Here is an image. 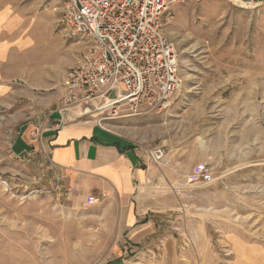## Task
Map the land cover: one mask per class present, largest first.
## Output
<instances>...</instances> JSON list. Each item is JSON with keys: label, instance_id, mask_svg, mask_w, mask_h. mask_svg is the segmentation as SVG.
<instances>
[{"label": "rangeland", "instance_id": "374dc122", "mask_svg": "<svg viewBox=\"0 0 264 264\" xmlns=\"http://www.w3.org/2000/svg\"><path fill=\"white\" fill-rule=\"evenodd\" d=\"M249 4L188 0L162 18L179 88L161 110L103 123L171 162L125 198L84 194L43 154L13 152L28 117L43 125L57 111L89 44L45 0H0V59H28L43 83L34 107L0 103V264H264V4ZM25 41L30 50L13 53ZM200 165L210 185L195 178ZM133 210L147 212L140 231Z\"/></svg>", "mask_w": 264, "mask_h": 264}, {"label": "built area", "instance_id": "2783aa9c", "mask_svg": "<svg viewBox=\"0 0 264 264\" xmlns=\"http://www.w3.org/2000/svg\"><path fill=\"white\" fill-rule=\"evenodd\" d=\"M45 1L53 5L54 13L60 14L71 39L89 44L88 51L67 73L66 92L58 113L66 116L84 110L85 117L92 105L114 95L107 114L97 119L104 127L106 120L145 116L165 107L180 86V75L162 18L171 6L188 0ZM144 159L155 166L166 165V151L162 147L147 149ZM194 175L202 178L205 185L213 181L207 165L198 166ZM57 181L60 185L59 173ZM97 202L96 197L90 196L85 207L91 208Z\"/></svg>", "mask_w": 264, "mask_h": 264}, {"label": "crops", "instance_id": "0c3cea01", "mask_svg": "<svg viewBox=\"0 0 264 264\" xmlns=\"http://www.w3.org/2000/svg\"><path fill=\"white\" fill-rule=\"evenodd\" d=\"M244 3L264 4V0H242ZM49 13L42 14V19L49 24ZM4 15L0 14V23ZM26 44L13 47L18 50H30ZM66 43V42H65ZM36 68L28 59H0V103L14 105L21 97L28 106L34 107L35 91L43 85L37 83ZM39 73L43 71H38ZM62 92H59V98ZM115 96L94 104L86 112L79 110L62 116L57 111L43 114L44 123L40 125L33 116L28 117L26 124L12 144L17 156L31 153L43 154L51 164L70 178L73 186L86 193L117 194L132 198L136 191L151 181L155 166L144 159V153L128 147L122 136L113 133L97 123L88 122V117H103L110 109ZM34 114V113H33ZM64 118V119H63ZM76 119V120H74ZM62 121L61 124H59ZM38 126V128H37ZM169 162V163H168ZM167 161V166L170 165ZM164 166V165H163ZM135 206V203H133ZM135 208V207H134ZM147 212L133 210L132 225L140 231L147 220ZM132 219V218H131ZM144 221V222H143Z\"/></svg>", "mask_w": 264, "mask_h": 264}, {"label": "bare ground", "instance_id": "6f19581e", "mask_svg": "<svg viewBox=\"0 0 264 264\" xmlns=\"http://www.w3.org/2000/svg\"><path fill=\"white\" fill-rule=\"evenodd\" d=\"M240 5H244V6H250V4L249 3H239Z\"/></svg>", "mask_w": 264, "mask_h": 264}]
</instances>
